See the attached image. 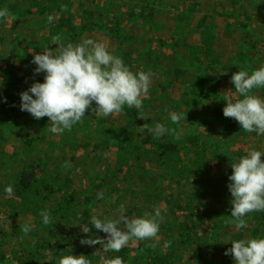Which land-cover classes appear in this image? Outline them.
<instances>
[{
	"label": "rangeland",
	"instance_id": "obj_1",
	"mask_svg": "<svg viewBox=\"0 0 264 264\" xmlns=\"http://www.w3.org/2000/svg\"><path fill=\"white\" fill-rule=\"evenodd\" d=\"M5 7L14 17L0 20L5 39L41 18L32 9L51 18L58 11L70 21L59 35L103 40L130 70L154 76L142 109L125 105L107 118L87 110L71 131L52 134L48 117L39 126L20 110L19 94L31 79L16 71L13 46L0 43V264H58L69 248L97 264L101 246L81 245L89 234L80 225L104 237L89 224L91 212L114 217L121 204L129 217L156 207L164 217L157 247L137 241L109 254L124 264H235L224 255L228 242L264 238V211L247 214L244 229L229 222L227 187L231 163L249 147L264 152V135L223 115L227 98L236 97L232 74L264 65V38L257 35L264 0H0ZM253 92L264 98V87ZM170 112L185 120L173 124ZM145 123L183 133L179 140L168 133L153 138L138 129Z\"/></svg>",
	"mask_w": 264,
	"mask_h": 264
},
{
	"label": "clouds",
	"instance_id": "obj_2",
	"mask_svg": "<svg viewBox=\"0 0 264 264\" xmlns=\"http://www.w3.org/2000/svg\"><path fill=\"white\" fill-rule=\"evenodd\" d=\"M7 7L0 9V20L13 19ZM51 20V17H49ZM52 49L49 47L39 53H33L32 63L36 65L34 74L44 73V82H34L27 90L21 92L20 110L29 113L34 119L48 117V131L52 134H62L83 122L87 110L96 116L107 118L113 113L122 112L125 105L143 108L142 97L147 96L152 85L154 73L141 70L133 72L123 59L109 50V45L103 40L82 38L78 43H63L58 35L53 38ZM234 85L236 97L227 98L223 115L233 118L242 129L248 133L255 132L264 135V98L253 92L264 87V65L249 72L239 70L233 73L230 81ZM228 90L225 93H231ZM6 98H5V101ZM95 103V107L92 105ZM15 107V105H13ZM173 124L180 125L185 120L182 113L170 112ZM141 119H145L141 114ZM140 132L147 131L153 138H159L165 133L179 140L183 133L181 127L168 128L164 124L147 123L138 127ZM264 152L254 147L246 149V154L231 163L232 174L227 185L231 194V209L229 222L235 229L247 227L245 217L255 211H264ZM65 162L64 167H69ZM7 195L13 193V188L5 189ZM103 197L100 193L97 199ZM45 225L51 223L47 210L40 213ZM162 211L156 207L151 214L129 217L126 207L121 204L114 217L101 216L95 210L91 212L89 224L104 237L91 236L88 224L80 225L87 238L80 240L81 245L94 247L100 245L101 250L94 254L99 256L97 264H124L120 256L110 253L120 252L130 243L137 241H152L150 247H157L160 236V226L163 220ZM27 234L31 227L21 226ZM231 247L225 256H231L235 264H264V238H242L228 242ZM170 246V241L164 247ZM62 255L58 264H92L83 254Z\"/></svg>",
	"mask_w": 264,
	"mask_h": 264
},
{
	"label": "crops",
	"instance_id": "obj_3",
	"mask_svg": "<svg viewBox=\"0 0 264 264\" xmlns=\"http://www.w3.org/2000/svg\"><path fill=\"white\" fill-rule=\"evenodd\" d=\"M30 12H35L37 15H41V18L35 19L33 21L30 20L25 27L21 26V31L18 33L13 32V34H11V31L9 30V35L11 36L7 35L8 33H6L7 39H5L4 34L0 32V43H2L4 49L6 45L13 46L10 48V52L13 54L12 63L15 64L16 71L18 73H22L23 75L29 76L28 78L32 80L26 83L28 84V87H26L27 89L34 82H44V73L34 74L36 65L32 63L33 53L39 54L46 47L52 49L56 48L57 45H52V42L53 38L59 35L57 31L61 29L66 30L68 25H70L69 20L63 21L61 18L63 13L61 14V12L58 11H56V14L53 18H51V20H49L51 13H48L45 9H32ZM26 13L27 12L25 11L23 15ZM65 16L67 17L68 14H65ZM16 20L17 19H15L14 22H17ZM259 30L260 31L257 34L258 40L260 37L264 38V36L261 35V32L264 33V30H261V26ZM59 36L61 37V41L65 44L68 42H78L70 37L64 38L61 35ZM93 106L95 107V105ZM45 121L46 117L37 120V122H40L39 126L47 124Z\"/></svg>",
	"mask_w": 264,
	"mask_h": 264
},
{
	"label": "trees",
	"instance_id": "obj_4",
	"mask_svg": "<svg viewBox=\"0 0 264 264\" xmlns=\"http://www.w3.org/2000/svg\"><path fill=\"white\" fill-rule=\"evenodd\" d=\"M29 180H30V178H28L27 175H25L24 179H23V186L25 185L26 188L27 187L29 188V183H28Z\"/></svg>",
	"mask_w": 264,
	"mask_h": 264
}]
</instances>
